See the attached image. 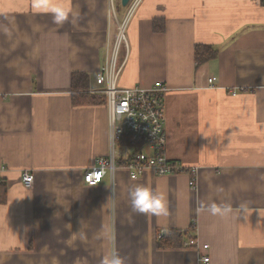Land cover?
Segmentation results:
<instances>
[{
    "label": "crops",
    "instance_id": "1",
    "mask_svg": "<svg viewBox=\"0 0 264 264\" xmlns=\"http://www.w3.org/2000/svg\"><path fill=\"white\" fill-rule=\"evenodd\" d=\"M131 3L0 0V264H103L113 251L126 264H203L196 248L158 246L171 228L209 244L211 264H264V0H141L119 83L168 87L165 153L197 168V184L153 170L134 180L125 169L83 183L110 151L108 111L106 98H74L73 74L89 75L81 94L97 88ZM44 4L68 5V19L54 23ZM199 44L217 56L198 65ZM137 184L164 193L167 214L134 213Z\"/></svg>",
    "mask_w": 264,
    "mask_h": 264
},
{
    "label": "built area",
    "instance_id": "2",
    "mask_svg": "<svg viewBox=\"0 0 264 264\" xmlns=\"http://www.w3.org/2000/svg\"><path fill=\"white\" fill-rule=\"evenodd\" d=\"M141 0H132L130 10L123 21L116 20L118 35L113 47L106 52V62L96 74V89H89L92 94L105 96L110 135V151L107 156H99L93 167L87 169L83 183L87 187L100 185L107 175L113 177L117 170L125 169L130 178L137 180L148 170L157 175H190V185L197 184V168L186 167L182 163L169 159L165 153L167 134L165 130V95L168 87L162 81H156L150 87L135 85L124 87L119 83L125 65L129 44L126 29L130 16ZM112 15L116 19L113 7ZM125 53L121 59V48ZM211 83L214 78L209 79ZM147 149V150H145ZM22 180L26 187L32 188L35 175L25 171ZM160 232L158 237H163ZM184 247H193L199 251V261L211 264L210 256L203 254L209 244H200L196 237L184 241Z\"/></svg>",
    "mask_w": 264,
    "mask_h": 264
},
{
    "label": "clouds",
    "instance_id": "3",
    "mask_svg": "<svg viewBox=\"0 0 264 264\" xmlns=\"http://www.w3.org/2000/svg\"><path fill=\"white\" fill-rule=\"evenodd\" d=\"M44 10L53 13V21L62 24L68 19L71 8L66 4H44L38 5ZM130 206L134 213L162 215L167 214V197L164 193L155 191L151 186L146 184H137L134 189L128 193ZM213 215L225 213L215 204L210 206ZM226 211V210H225ZM103 264H126L125 258L118 252L113 251L110 256L106 257Z\"/></svg>",
    "mask_w": 264,
    "mask_h": 264
},
{
    "label": "trees",
    "instance_id": "4",
    "mask_svg": "<svg viewBox=\"0 0 264 264\" xmlns=\"http://www.w3.org/2000/svg\"><path fill=\"white\" fill-rule=\"evenodd\" d=\"M163 23L159 21H155L154 30L160 31L162 30ZM164 27V25H163ZM164 29V28H163ZM218 54V50L209 45L199 44L195 47V60L197 64L205 63L213 58H215ZM89 75L87 73H74L73 74V90H74V98H79L80 102L83 103H91L98 102V99L105 98L104 95L92 96V93H80V90L88 88L89 85ZM0 203H5L7 199V181L0 180ZM193 229V228H192ZM195 229V227H194ZM189 235L188 231H181L178 229L171 228L164 232L163 237L158 239V246L160 248H183L184 241ZM190 237V236H189Z\"/></svg>",
    "mask_w": 264,
    "mask_h": 264
},
{
    "label": "water",
    "instance_id": "5",
    "mask_svg": "<svg viewBox=\"0 0 264 264\" xmlns=\"http://www.w3.org/2000/svg\"><path fill=\"white\" fill-rule=\"evenodd\" d=\"M123 6H127L130 0H121Z\"/></svg>",
    "mask_w": 264,
    "mask_h": 264
},
{
    "label": "rangeland",
    "instance_id": "6",
    "mask_svg": "<svg viewBox=\"0 0 264 264\" xmlns=\"http://www.w3.org/2000/svg\"><path fill=\"white\" fill-rule=\"evenodd\" d=\"M123 47H124V46H123ZM124 51H125V48L122 49V52H121V53L124 54ZM123 54H121V59H122V57H123ZM145 150H147V149H145Z\"/></svg>",
    "mask_w": 264,
    "mask_h": 264
}]
</instances>
